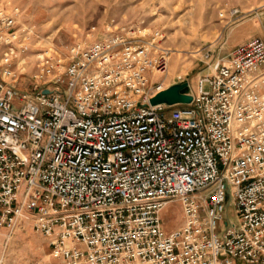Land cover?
Wrapping results in <instances>:
<instances>
[{"label": "built area", "instance_id": "2783aa9c", "mask_svg": "<svg viewBox=\"0 0 264 264\" xmlns=\"http://www.w3.org/2000/svg\"><path fill=\"white\" fill-rule=\"evenodd\" d=\"M22 15L0 3V242L28 221L66 264H264V39L209 63L189 104L150 103L171 50L139 27L37 54L22 93Z\"/></svg>", "mask_w": 264, "mask_h": 264}, {"label": "rangeland", "instance_id": "374dc122", "mask_svg": "<svg viewBox=\"0 0 264 264\" xmlns=\"http://www.w3.org/2000/svg\"><path fill=\"white\" fill-rule=\"evenodd\" d=\"M20 6L36 36L29 66L19 88L29 92L37 54H64L75 42H92L131 28L147 30L146 39L159 31L160 44L171 50L166 86L188 82L195 92L208 64L228 61L231 47L251 38L264 39V0H0ZM259 7V8H258ZM234 10L240 12L234 16ZM110 29L111 32L108 30ZM210 54V59L206 56ZM19 108L23 102L16 98ZM165 230L184 220L178 202L162 213ZM239 224L234 204L225 213ZM0 264H66L52 255L50 239L25 221L11 240L0 242Z\"/></svg>", "mask_w": 264, "mask_h": 264}, {"label": "water", "instance_id": "95a60500", "mask_svg": "<svg viewBox=\"0 0 264 264\" xmlns=\"http://www.w3.org/2000/svg\"><path fill=\"white\" fill-rule=\"evenodd\" d=\"M192 102L190 87L188 82H181L171 85L164 91L158 93L150 101L152 105L167 104L174 106L177 104H189Z\"/></svg>", "mask_w": 264, "mask_h": 264}, {"label": "crops", "instance_id": "0c3cea01", "mask_svg": "<svg viewBox=\"0 0 264 264\" xmlns=\"http://www.w3.org/2000/svg\"><path fill=\"white\" fill-rule=\"evenodd\" d=\"M244 42H246V41H243V42H240V43H237V44L233 45V46L231 47V49H233L235 46H237V45H239V44H242V43H244ZM263 68H264V66H263Z\"/></svg>", "mask_w": 264, "mask_h": 264}]
</instances>
